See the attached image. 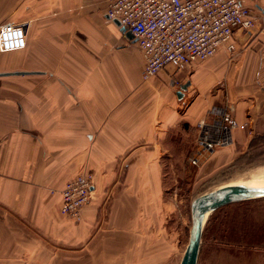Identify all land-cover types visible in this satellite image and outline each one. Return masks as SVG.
I'll return each mask as SVG.
<instances>
[{"label":"crops","instance_id":"crops-1","mask_svg":"<svg viewBox=\"0 0 264 264\" xmlns=\"http://www.w3.org/2000/svg\"><path fill=\"white\" fill-rule=\"evenodd\" d=\"M241 1L264 15V0ZM107 2L0 0V27L24 23L27 33L23 48L0 50V263L50 250L81 258L121 242L131 223L111 222L113 213L136 215L160 197L169 130L194 128L211 105L233 107V150L264 135V29L235 28L238 54L198 61L170 88L166 71L142 79L145 58L106 17ZM83 171L91 198L74 222L59 191Z\"/></svg>","mask_w":264,"mask_h":264},{"label":"rangeland","instance_id":"rangeland-1","mask_svg":"<svg viewBox=\"0 0 264 264\" xmlns=\"http://www.w3.org/2000/svg\"><path fill=\"white\" fill-rule=\"evenodd\" d=\"M121 38L115 33V44ZM137 50L140 55L141 50ZM133 66L130 62L128 71ZM186 124L172 127L164 140L160 197L138 212L136 209V215H131V207L125 208L122 216L113 213L111 222L118 218L123 225L131 223L121 229V242L94 246L92 256L78 258L72 251L50 250L45 255L39 251V256L2 258L0 264H179L188 242L190 203L195 196L224 184L264 180V135H255L246 149H219L193 167L187 158L195 131ZM114 195L115 191L109 194ZM197 264H264V197L227 204L211 212L203 225Z\"/></svg>","mask_w":264,"mask_h":264},{"label":"built area","instance_id":"built-area-1","mask_svg":"<svg viewBox=\"0 0 264 264\" xmlns=\"http://www.w3.org/2000/svg\"><path fill=\"white\" fill-rule=\"evenodd\" d=\"M106 17L118 20L130 30L145 58L142 79L149 80L166 71L168 82L178 86L181 73L218 51L238 54L232 39L236 28L260 32L264 15L241 0H108ZM24 23L0 27V50L25 46ZM238 122L231 104L211 105L194 124L190 166H198L219 149L230 148ZM93 175L79 172L65 181L59 191L60 212L74 222L82 219V209L91 198Z\"/></svg>","mask_w":264,"mask_h":264},{"label":"water","instance_id":"water-1","mask_svg":"<svg viewBox=\"0 0 264 264\" xmlns=\"http://www.w3.org/2000/svg\"><path fill=\"white\" fill-rule=\"evenodd\" d=\"M113 22L120 27V31L123 32L128 39L133 38L130 30L121 26L118 20L115 19ZM17 73L21 72L13 71L6 72L5 74ZM189 83V81H186L179 85L176 92L178 97H180L182 91L187 88ZM262 197H264V185L248 186L231 183L214 187L195 196L190 203L191 227L189 230L188 242L179 264H197L203 225L206 220L203 218L204 215H206L207 218L211 212L224 205Z\"/></svg>","mask_w":264,"mask_h":264},{"label":"bare ground","instance_id":"bare-ground-1","mask_svg":"<svg viewBox=\"0 0 264 264\" xmlns=\"http://www.w3.org/2000/svg\"><path fill=\"white\" fill-rule=\"evenodd\" d=\"M242 184L248 185V186H262L264 185V180L254 181L250 183H242ZM203 218L206 219V215H204Z\"/></svg>","mask_w":264,"mask_h":264},{"label":"trees","instance_id":"trees-1","mask_svg":"<svg viewBox=\"0 0 264 264\" xmlns=\"http://www.w3.org/2000/svg\"><path fill=\"white\" fill-rule=\"evenodd\" d=\"M250 144H252L251 142H250ZM259 199V198H258ZM253 200H255V199H253ZM230 204H232V203H230Z\"/></svg>","mask_w":264,"mask_h":264}]
</instances>
